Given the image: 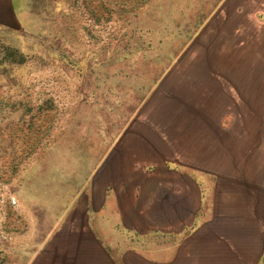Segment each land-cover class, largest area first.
I'll return each instance as SVG.
<instances>
[{
	"label": "crops",
	"instance_id": "crops-1",
	"mask_svg": "<svg viewBox=\"0 0 264 264\" xmlns=\"http://www.w3.org/2000/svg\"><path fill=\"white\" fill-rule=\"evenodd\" d=\"M184 1L115 131L62 145L80 154L8 209L33 240L13 264H264V0Z\"/></svg>",
	"mask_w": 264,
	"mask_h": 264
},
{
	"label": "rangeland",
	"instance_id": "rangeland-1",
	"mask_svg": "<svg viewBox=\"0 0 264 264\" xmlns=\"http://www.w3.org/2000/svg\"><path fill=\"white\" fill-rule=\"evenodd\" d=\"M11 5L0 22V264L18 261L33 242L8 209L57 175L62 154H80L62 153V145L97 143L96 131H115L121 108L159 74L150 69L174 58L186 12L184 0Z\"/></svg>",
	"mask_w": 264,
	"mask_h": 264
},
{
	"label": "built area",
	"instance_id": "built-area-1",
	"mask_svg": "<svg viewBox=\"0 0 264 264\" xmlns=\"http://www.w3.org/2000/svg\"><path fill=\"white\" fill-rule=\"evenodd\" d=\"M11 203H12V204H15V201L12 199Z\"/></svg>",
	"mask_w": 264,
	"mask_h": 264
}]
</instances>
